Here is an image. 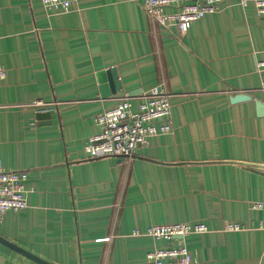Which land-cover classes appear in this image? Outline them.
I'll return each instance as SVG.
<instances>
[{"label": "crops", "instance_id": "obj_1", "mask_svg": "<svg viewBox=\"0 0 264 264\" xmlns=\"http://www.w3.org/2000/svg\"><path fill=\"white\" fill-rule=\"evenodd\" d=\"M260 60L264 15L252 0L184 30L158 25L139 0H77L68 12L0 0V159L28 173L30 190L0 235L53 264H148L176 242L134 231L204 222L209 232L186 238L192 264H264V210L252 207L264 201ZM113 67L122 89L103 97L98 73ZM155 86L172 94L171 116L155 123L171 130L130 160L88 158L97 115L138 90L137 111ZM230 222L247 228L223 231ZM0 264L39 263L0 242Z\"/></svg>", "mask_w": 264, "mask_h": 264}, {"label": "built area", "instance_id": "obj_2", "mask_svg": "<svg viewBox=\"0 0 264 264\" xmlns=\"http://www.w3.org/2000/svg\"><path fill=\"white\" fill-rule=\"evenodd\" d=\"M77 0H42L43 5L50 10L68 12ZM148 16L158 25L170 29L176 25L180 30L204 18L206 15L219 12L227 2H235L243 7L250 0H139ZM257 12L264 15V0H252ZM175 10L167 11V9ZM264 91V60L257 63ZM7 69L0 63V81L6 78ZM172 94L165 86H155L142 95L137 111L133 110L132 99L128 94L118 98L117 104L99 113L96 117L101 131L91 136L85 143L84 150L88 158L122 157L132 159L139 146L148 144L155 135L167 133L170 124L157 126L158 119L169 118L172 114ZM36 107L47 104L38 100ZM28 173L24 170L6 171L0 159V226L8 211H20L28 206L26 186ZM253 209L264 210V201L253 203ZM241 223H226L223 231H240L246 229ZM256 228L264 230V219L258 221ZM210 231L204 222H178L153 224L146 232L134 231L133 235H147L154 239H164L176 244L156 247L146 256L148 264H192V257L186 238L193 234H203ZM108 240V238H107Z\"/></svg>", "mask_w": 264, "mask_h": 264}, {"label": "water", "instance_id": "obj_3", "mask_svg": "<svg viewBox=\"0 0 264 264\" xmlns=\"http://www.w3.org/2000/svg\"><path fill=\"white\" fill-rule=\"evenodd\" d=\"M98 78H99V82L101 84V92H102L103 97H108L111 94H115V93H117L118 90L122 89L121 81L119 79L117 70L114 67L100 71L98 73ZM138 92H139L138 90L137 91H131L128 93V95L129 96H135L138 94ZM247 98H249V97H247V95H245V94H238L235 96L236 100H243V99H247ZM37 116L39 119L45 118V117L50 118L51 112H49V111L39 112ZM0 242L9 246L10 248L14 249L15 251H18L19 253L27 256L28 258L34 260L35 262H37L39 264H53V263L39 257L38 255L26 250L25 248L17 245L16 243L9 241L8 239H6L5 237H3L1 235H0Z\"/></svg>", "mask_w": 264, "mask_h": 264}, {"label": "rangeland", "instance_id": "obj_4", "mask_svg": "<svg viewBox=\"0 0 264 264\" xmlns=\"http://www.w3.org/2000/svg\"><path fill=\"white\" fill-rule=\"evenodd\" d=\"M173 9H167V11H172Z\"/></svg>", "mask_w": 264, "mask_h": 264}]
</instances>
